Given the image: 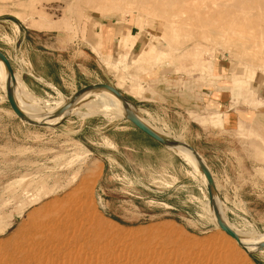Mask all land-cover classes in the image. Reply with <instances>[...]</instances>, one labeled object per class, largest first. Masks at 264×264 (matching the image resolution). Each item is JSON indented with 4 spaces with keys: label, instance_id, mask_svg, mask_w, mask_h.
Here are the masks:
<instances>
[{
    "label": "rangeland",
    "instance_id": "374dc122",
    "mask_svg": "<svg viewBox=\"0 0 264 264\" xmlns=\"http://www.w3.org/2000/svg\"><path fill=\"white\" fill-rule=\"evenodd\" d=\"M0 53V264H264V0H0Z\"/></svg>",
    "mask_w": 264,
    "mask_h": 264
},
{
    "label": "bare ground",
    "instance_id": "6f19581e",
    "mask_svg": "<svg viewBox=\"0 0 264 264\" xmlns=\"http://www.w3.org/2000/svg\"><path fill=\"white\" fill-rule=\"evenodd\" d=\"M205 1V0H202ZM205 3V2H204ZM175 25V24H174ZM0 71L2 72V76L7 80L10 81H14V83H16L15 85H17L19 87V89L23 92L22 96H20V99L22 100L21 102L23 104H27V105H31V106H37L38 104L36 103V101L33 99V97L31 96V94L22 86V84H20L15 75H11L9 70L7 69V67L3 64L0 63ZM93 99L88 100L86 102L83 103V105H87L89 103H92ZM104 101H109L110 103H108L109 107L112 108H119L121 110L124 111L125 114L130 115V117H134V118H138V120L140 122H142L140 120L139 114H138V110H136L131 104L125 102L126 100H121L118 99L116 97H108V99H104ZM102 103V102H101ZM100 103V104H101ZM89 106V105H88ZM79 106L76 103H71V104H56V107H47L48 111L50 112V115H60V114H66L69 115L70 113L74 112ZM144 124V123H143ZM145 125V124H144ZM152 131L158 135L159 137L163 138V140L170 145L171 147H173L179 154H181L188 163H190L195 171H201V168L203 169V167L200 165V163L195 160L187 151L183 150L178 144H176L175 142L169 140L167 138V136L162 135L160 132H157L156 130H154L153 128H151ZM204 170V169H203ZM205 176V175H204ZM214 197L216 199V193H214ZM44 199V198H43ZM216 201V200H215ZM37 204V203H35ZM75 208V207H74ZM76 209V208H75ZM77 212H79V208H77ZM69 211V210H68ZM45 213V212H44ZM52 214V213H51ZM55 216V215H54ZM73 216H75V214H73ZM51 217V216H50ZM49 217V218H50ZM48 218V219H49ZM53 218V216H52ZM71 218V217H70ZM54 221V219H52ZM47 221V220H46ZM221 221L224 223V225L226 227H228L229 229H231V226L229 224V222L227 221L226 217L223 215L221 216ZM51 222V221H50ZM47 223V222H45ZM51 224V223H50ZM57 224V223H53ZM56 227V226H55ZM49 228V227H48ZM54 228V227H53ZM59 228V227H58ZM67 228V227H66ZM51 229V228H50ZM52 230V229H51ZM232 230V229H231ZM50 231V230H49ZM233 231V230H232ZM237 238L238 241L234 240L230 235L226 234V236H224L223 240L221 243L223 244H229L231 242L235 243L236 246H239L247 251H251V250H255L257 249V247L255 246V243L251 240H248L249 238H247L244 234L242 233H238L233 231ZM49 233V232H48ZM50 234V233H49ZM53 234V233H52ZM54 241V240H53ZM50 245V244H49ZM20 248V247H19ZM226 249V248H225ZM230 249V248H229ZM16 251V250H15ZM22 251V250H21ZM24 251V249H23ZM19 252V251H18ZM15 253V252H14ZM13 253V254H14ZM17 254V253H16ZM25 255V254H24ZM220 254H218L217 256H219ZM223 255V254H222ZM35 257V256H34ZM23 258V257H22ZM26 258V257H25ZM27 260V259H26ZM207 262V261H206ZM217 263H212V264H234V262L232 261V259L230 257H227L225 255L223 256H219L218 261H216ZM210 263V262H209Z\"/></svg>",
    "mask_w": 264,
    "mask_h": 264
},
{
    "label": "water",
    "instance_id": "95a60500",
    "mask_svg": "<svg viewBox=\"0 0 264 264\" xmlns=\"http://www.w3.org/2000/svg\"><path fill=\"white\" fill-rule=\"evenodd\" d=\"M0 59L5 63L7 69L9 70L10 74L13 75V70L9 64V62L7 61V59L0 53ZM105 87V86H104ZM108 88L112 91V93L122 96L120 93L116 92L115 90H113L112 88L109 87H105ZM123 97V96H122ZM11 103L14 105V107L16 108V104L14 103V100L12 98H10ZM17 111L18 114H20V111L18 110V108L15 109ZM138 130H140L143 134H145L147 137H149L150 139L156 141L157 143H159L160 145L169 148L165 142L162 140V138H160L158 135H156L153 131H151L148 127H146L142 122H140L137 119H128ZM202 173L205 175L207 183H208V189L210 192V196L212 199V205L214 204V191H213V182H212V178L210 176V172L208 170H202ZM213 191V192H212ZM214 208V206H213ZM215 213V212H214ZM215 217H216V221L218 224V227L220 229H222L226 234L230 235L234 240L238 241V238L236 236V234L229 229L228 227H226L224 225V223L221 221L220 216L218 213H215ZM264 249V245L262 246V250Z\"/></svg>",
    "mask_w": 264,
    "mask_h": 264
},
{
    "label": "crops",
    "instance_id": "0c3cea01",
    "mask_svg": "<svg viewBox=\"0 0 264 264\" xmlns=\"http://www.w3.org/2000/svg\"><path fill=\"white\" fill-rule=\"evenodd\" d=\"M223 122H222V120H221V124H222Z\"/></svg>",
    "mask_w": 264,
    "mask_h": 264
}]
</instances>
